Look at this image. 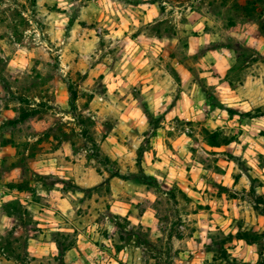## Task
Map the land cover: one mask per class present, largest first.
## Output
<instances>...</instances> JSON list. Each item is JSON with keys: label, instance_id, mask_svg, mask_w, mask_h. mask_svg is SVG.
<instances>
[{"label": "rangeland", "instance_id": "1", "mask_svg": "<svg viewBox=\"0 0 264 264\" xmlns=\"http://www.w3.org/2000/svg\"><path fill=\"white\" fill-rule=\"evenodd\" d=\"M154 1L134 54L109 0H0V264H264V0Z\"/></svg>", "mask_w": 264, "mask_h": 264}, {"label": "crops", "instance_id": "2", "mask_svg": "<svg viewBox=\"0 0 264 264\" xmlns=\"http://www.w3.org/2000/svg\"><path fill=\"white\" fill-rule=\"evenodd\" d=\"M82 2L83 0H79ZM107 1V0H103ZM112 4V12L115 16L112 18V27H111V36L115 39V45L117 46V50H120L121 47L125 46L129 52H137L142 48H154L160 52H166L168 43L172 42L173 45L179 42V36L184 33V28L175 29L174 31H169L162 24L165 19H167V9H163L157 1L154 0H109ZM165 3H161L164 5ZM179 4H181L179 6ZM128 6L127 10L125 9ZM88 5H84L82 10L88 9ZM169 8H174L173 16L183 17L186 16L189 19H194V15L202 17V15L194 10L188 4H183L181 2H175L171 4ZM101 12L103 13V9L101 8ZM204 20H207L206 17H203ZM159 26L155 27L157 24ZM189 29V28H187ZM189 32V31H188ZM221 31L218 28H215L216 36L219 35ZM204 33V32H203ZM203 33H199V35H192L194 38L193 41H190L187 46V50L196 51V44L201 43ZM171 36V39L169 38ZM153 36L155 38V42H148L147 37ZM99 39V37H97ZM2 42V41H1ZM195 43V44H194ZM2 45V44H0ZM3 47V46H2ZM235 50L229 45L227 47L222 48H213L209 51V56L203 57L200 56V60L207 59L210 57L213 63H209L208 65L215 66H231L234 62L232 58ZM213 55V56H212ZM174 60V59H173ZM5 63H9L7 59L4 61ZM14 62V61H12ZM161 64L164 61H160ZM9 74L6 71L0 72V125L3 122V119H7L11 115L15 113L14 105L10 101L7 100L6 96V80L9 79ZM256 78V77H253ZM245 86V84H244ZM145 88L149 90L148 94L150 95L154 91L151 90V85H145ZM242 88V86H241ZM151 90V91H150ZM192 91V90H191ZM191 91L185 93L188 98H190ZM181 100H178L177 106L171 108V112L177 114V107ZM177 110V111H176ZM145 217V216H143Z\"/></svg>", "mask_w": 264, "mask_h": 264}, {"label": "trees", "instance_id": "3", "mask_svg": "<svg viewBox=\"0 0 264 264\" xmlns=\"http://www.w3.org/2000/svg\"><path fill=\"white\" fill-rule=\"evenodd\" d=\"M70 95H71V98L73 99V97H72V93H70Z\"/></svg>", "mask_w": 264, "mask_h": 264}]
</instances>
